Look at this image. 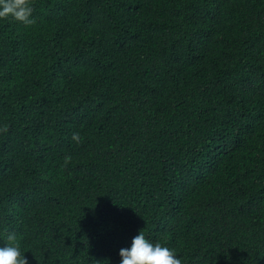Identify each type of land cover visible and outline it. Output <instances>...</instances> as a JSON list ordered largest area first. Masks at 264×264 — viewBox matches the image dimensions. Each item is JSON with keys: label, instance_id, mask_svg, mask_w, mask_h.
I'll return each mask as SVG.
<instances>
[{"label": "trees", "instance_id": "1", "mask_svg": "<svg viewBox=\"0 0 264 264\" xmlns=\"http://www.w3.org/2000/svg\"><path fill=\"white\" fill-rule=\"evenodd\" d=\"M32 5L0 20V246L119 264L142 231L264 264V0Z\"/></svg>", "mask_w": 264, "mask_h": 264}, {"label": "clouds", "instance_id": "2", "mask_svg": "<svg viewBox=\"0 0 264 264\" xmlns=\"http://www.w3.org/2000/svg\"><path fill=\"white\" fill-rule=\"evenodd\" d=\"M32 14V0H0V20L11 19L30 25L34 22ZM72 140L79 143L78 133H73ZM4 239L6 242L0 246V264H28L16 233L9 230ZM118 255L119 264H182L175 250L146 238L142 231L131 239L128 247L120 248Z\"/></svg>", "mask_w": 264, "mask_h": 264}]
</instances>
